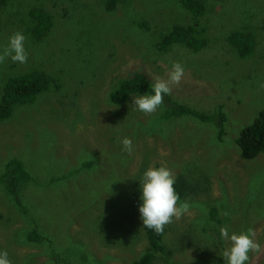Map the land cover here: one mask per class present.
<instances>
[{"label":"rangeland","instance_id":"rangeland-1","mask_svg":"<svg viewBox=\"0 0 264 264\" xmlns=\"http://www.w3.org/2000/svg\"><path fill=\"white\" fill-rule=\"evenodd\" d=\"M203 2L199 24L207 42L197 53L179 45L161 54L155 49L173 24H192L180 0H124L110 13L104 0H12L0 8V49L19 31L28 53L25 64L0 63V85L31 70L60 82L59 90L0 122V174L16 158L34 180L20 191L25 212L0 186V251L12 264L29 256L36 264H56L51 249L73 263L131 264L147 246L139 181L147 168L161 166L185 178L192 191L181 200L189 212L165 226L163 243L172 256L158 264H226L224 226L230 235L255 229L262 251L250 252L248 264H264V155L246 160L235 143L264 109V0ZM35 6L53 19L38 42L25 33ZM242 27L255 34L245 59L227 42ZM174 61L185 74L171 101L207 121L165 118L172 109L165 102L146 115L133 105L142 95L120 106L109 102L132 73H144L151 84L167 80ZM124 137L133 142L130 156L122 151ZM33 229L45 238L41 244L25 241Z\"/></svg>","mask_w":264,"mask_h":264},{"label":"trees","instance_id":"trees-1","mask_svg":"<svg viewBox=\"0 0 264 264\" xmlns=\"http://www.w3.org/2000/svg\"><path fill=\"white\" fill-rule=\"evenodd\" d=\"M12 0H0V8L6 7ZM124 0H104V9L108 13L113 12L116 6ZM181 6L192 16L191 25L173 24L166 34H162L159 43L155 44L158 53L167 52L172 45H179L197 53L206 46L205 27L199 24V19L204 15L206 5L203 0H180ZM143 26V25H142ZM53 27V19L42 7H32L25 19V33L33 42L41 41ZM158 40V39H157ZM228 44L233 47L237 58H248L254 51L255 34L242 27L235 30L227 37ZM151 83L144 73H132V76L119 83L109 94V102L113 105H123L130 96L153 94ZM60 82L57 78L51 77L41 71L31 70L17 76L7 78L0 85V122L8 120L18 107L33 104L41 94L59 90ZM169 95L164 96V102L172 108L167 110L164 117L179 119L183 116H194L201 121H207L208 116L195 112L191 109L177 105L171 101ZM217 113H213L219 120V131L222 132L223 113L221 106H217ZM235 143L241 156L246 160H254L264 155V109L255 117L254 121L241 130ZM86 166H89L87 163ZM33 178L26 170L24 164L13 158L5 163L0 174V186L11 198L15 207L25 212L21 206L20 191L23 187L33 182ZM53 183V181H51ZM50 185V184H49ZM49 185L47 187H49ZM174 188L180 197L185 199L192 191L191 185L181 176L175 178ZM147 246L144 252L131 264H158L157 261L171 258V251L167 250L163 243L165 228L161 235L154 231L143 228ZM25 241L32 244H41L45 238L31 230L26 233ZM50 243V241H48ZM50 256L56 264H80L69 260L66 256L57 254L54 250L49 251ZM73 257L74 254L70 252ZM164 259V260H163ZM24 264H36L30 256Z\"/></svg>","mask_w":264,"mask_h":264},{"label":"clouds","instance_id":"clouds-1","mask_svg":"<svg viewBox=\"0 0 264 264\" xmlns=\"http://www.w3.org/2000/svg\"><path fill=\"white\" fill-rule=\"evenodd\" d=\"M25 39L23 33L13 32L8 38L7 45L0 49V63H3L5 59L20 64L27 63L28 53L25 50ZM184 74V66L180 62L174 61L167 80L157 79L151 85L153 94L136 96L133 98V105L146 115L155 113L163 104L164 96L171 94L172 87L179 86ZM120 143L124 153L129 156L133 154V142L130 138L124 137ZM174 184V174L167 167H149L143 172L139 181L142 203L138 208L143 228L161 235L166 225L189 212L190 205L186 201H180ZM221 214L228 215L227 212ZM219 233L223 240L230 243V246L225 248L222 253L226 264H248L250 252L260 254L262 251L261 245L255 240L256 230L253 228H249L246 232L230 235L228 227L224 226L219 229ZM0 264H12L6 250L0 251Z\"/></svg>","mask_w":264,"mask_h":264}]
</instances>
